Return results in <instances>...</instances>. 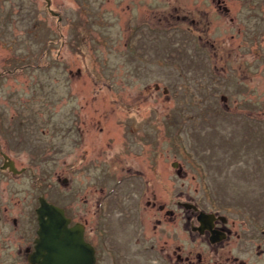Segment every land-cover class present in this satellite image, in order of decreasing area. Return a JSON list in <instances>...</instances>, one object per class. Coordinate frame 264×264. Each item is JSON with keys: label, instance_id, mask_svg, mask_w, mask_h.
<instances>
[{"label": "rangeland", "instance_id": "374dc122", "mask_svg": "<svg viewBox=\"0 0 264 264\" xmlns=\"http://www.w3.org/2000/svg\"><path fill=\"white\" fill-rule=\"evenodd\" d=\"M6 2L4 123L48 198L91 225L129 195L264 209V0H51L61 19L48 0Z\"/></svg>", "mask_w": 264, "mask_h": 264}, {"label": "flooded vegetation", "instance_id": "af4514ba", "mask_svg": "<svg viewBox=\"0 0 264 264\" xmlns=\"http://www.w3.org/2000/svg\"><path fill=\"white\" fill-rule=\"evenodd\" d=\"M6 3L0 0L3 7L0 39L7 41L14 35V20L13 10ZM217 3L222 6L224 0ZM224 8L229 11L226 5ZM3 47L0 50V92L5 85L2 91L5 95H0L2 129L8 115L4 108L13 103L16 95L14 46ZM6 127V131L0 132V264H40L33 255L41 227L38 210L43 199L64 209L69 227L83 226L85 240L95 249V264L102 260L101 264H264L261 206L243 209L239 208L240 204L212 194L204 202L201 198L181 196L169 203L147 199L146 208L138 209L139 204L129 195L112 209H108L112 206L108 203L107 217L98 211L99 218L91 225L89 218L79 219L61 198H48L46 171L36 172L34 167L41 169L38 165H22L17 161L16 153L10 149L16 140L10 134L18 136L19 131L14 121H9ZM130 178L133 177L126 179ZM63 182L68 183V179ZM31 188L33 192L29 191ZM102 228L106 233L100 231Z\"/></svg>", "mask_w": 264, "mask_h": 264}, {"label": "water", "instance_id": "95a60500", "mask_svg": "<svg viewBox=\"0 0 264 264\" xmlns=\"http://www.w3.org/2000/svg\"><path fill=\"white\" fill-rule=\"evenodd\" d=\"M48 7L54 16H59L51 9V0ZM41 201L38 210L41 227L34 260L40 264H95V249L85 240L83 226L69 227L64 209L45 199Z\"/></svg>", "mask_w": 264, "mask_h": 264}]
</instances>
